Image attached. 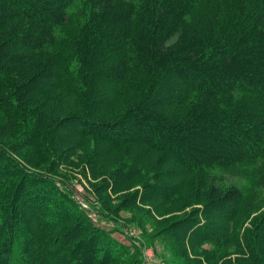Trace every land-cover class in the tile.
Here are the masks:
<instances>
[{
	"label": "trees",
	"instance_id": "obj_1",
	"mask_svg": "<svg viewBox=\"0 0 264 264\" xmlns=\"http://www.w3.org/2000/svg\"><path fill=\"white\" fill-rule=\"evenodd\" d=\"M73 157L112 214H182L179 264H264V0H0V264H140L57 184Z\"/></svg>",
	"mask_w": 264,
	"mask_h": 264
},
{
	"label": "rangeland",
	"instance_id": "obj_2",
	"mask_svg": "<svg viewBox=\"0 0 264 264\" xmlns=\"http://www.w3.org/2000/svg\"><path fill=\"white\" fill-rule=\"evenodd\" d=\"M71 162L78 166L69 164L62 166L55 177L57 184L77 199L78 203L81 202L88 207L86 214L93 225L104 230L111 239L124 247L127 256L133 257L136 253L141 254L140 259L138 257L140 264H145L144 252L148 250L151 255V264H179L175 250L178 245L173 243L171 239H166L154 233L156 231L155 228L160 227V223L168 224L171 220L181 217L182 214L177 213L157 217L151 211V205H141L139 202L112 214L101 203V199L95 195L91 187L89 170L84 165L79 164L76 157L71 158ZM232 181L236 184H245V182H238L239 179ZM141 191L142 188L139 183L133 184L126 190L111 196V205L116 207L120 204L119 202L122 198L125 199L132 195H137ZM259 194L264 206V191L261 190ZM151 221L155 222L153 223L154 225ZM188 247L186 246L188 253L194 255V252L189 250ZM212 248L211 245L205 244L201 249L212 250ZM234 252V250L230 251L232 259H235L236 262ZM197 254L199 255L200 253L197 251Z\"/></svg>",
	"mask_w": 264,
	"mask_h": 264
},
{
	"label": "built area",
	"instance_id": "obj_3",
	"mask_svg": "<svg viewBox=\"0 0 264 264\" xmlns=\"http://www.w3.org/2000/svg\"><path fill=\"white\" fill-rule=\"evenodd\" d=\"M74 200L77 202V204L79 205V207L86 213L88 207L85 204L81 203V202L78 203L77 199L74 198ZM150 257H151L150 251L149 250L148 251H145L144 252L145 264H151Z\"/></svg>",
	"mask_w": 264,
	"mask_h": 264
}]
</instances>
